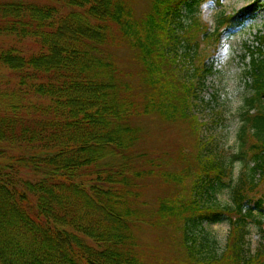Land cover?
Returning <instances> with one entry per match:
<instances>
[{
  "label": "trees",
  "instance_id": "1",
  "mask_svg": "<svg viewBox=\"0 0 264 264\" xmlns=\"http://www.w3.org/2000/svg\"><path fill=\"white\" fill-rule=\"evenodd\" d=\"M206 1L150 0L138 14L131 0H0V264H264V48L249 49L253 93L229 164L201 149L192 110L215 73L208 49L264 1L221 13L213 31ZM150 115L191 124L194 161L175 152L172 171L136 152V119ZM150 179L167 192L154 205ZM219 222L221 253L196 230ZM144 224L171 229L179 256L146 258Z\"/></svg>",
  "mask_w": 264,
  "mask_h": 264
},
{
  "label": "rangeland",
  "instance_id": "2",
  "mask_svg": "<svg viewBox=\"0 0 264 264\" xmlns=\"http://www.w3.org/2000/svg\"><path fill=\"white\" fill-rule=\"evenodd\" d=\"M255 0H208L201 6L200 20L206 24L209 31L216 26V19L221 14H233ZM264 0H262L263 2ZM138 14H142L149 7L150 0H131ZM264 34V7L258 10L253 18L247 19L243 25L231 30H224L214 48H209V56L206 58L208 64L214 66L215 73L210 75L207 86L202 91L203 100H195L192 110L204 123L198 125L200 137L206 143L203 150L211 149L212 154L221 161L229 164L233 155L238 152L239 144L237 134L241 125L240 113L245 105V99L253 93V76L248 73L252 69V53L257 46L264 44L258 39ZM121 55L126 56L127 50H121ZM259 57V54H255ZM197 103V104H196ZM136 124L142 127L141 139L136 144L137 153H146L150 158L160 162L164 168L176 171L184 167L183 163H171L170 155L184 150L189 159L194 161L199 149L197 135L192 132L191 124L179 121H164L158 116L150 115L136 119ZM162 158V161L159 159ZM251 165V164H250ZM242 163H234V177L241 171ZM192 178L187 179L188 187ZM165 186L157 184V179L147 181L145 188V199L155 204L158 196H164L167 192ZM214 201V199H212ZM219 203L230 202L229 191L222 189L217 195ZM200 234L210 240L211 249L221 253L226 245L230 226L227 222L214 224L204 223L196 228ZM172 233L169 229L163 232L156 227L143 225L137 230L139 242L151 259L154 255L172 259L179 256V252L171 245ZM161 236L164 239H161ZM259 242L257 229L251 227V250L255 251ZM152 247V248H151Z\"/></svg>",
  "mask_w": 264,
  "mask_h": 264
}]
</instances>
